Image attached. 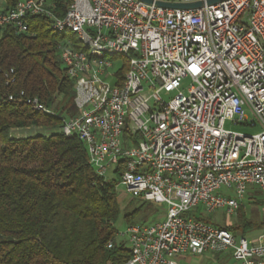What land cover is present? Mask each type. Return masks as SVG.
Masks as SVG:
<instances>
[{"label": "built area", "instance_id": "built-area-1", "mask_svg": "<svg viewBox=\"0 0 264 264\" xmlns=\"http://www.w3.org/2000/svg\"><path fill=\"white\" fill-rule=\"evenodd\" d=\"M208 1L72 0L59 16L53 0H18L0 10V27L26 32L42 16L73 36L58 46L77 108L62 132L83 142L99 176L113 170L116 187L165 207L162 219L129 225L122 264H179L206 252L264 264V229L251 237L202 217L236 215L252 186L264 196V0ZM27 103L53 113L37 98ZM258 124L257 133L227 128Z\"/></svg>", "mask_w": 264, "mask_h": 264}, {"label": "trees", "instance_id": "trees-1", "mask_svg": "<svg viewBox=\"0 0 264 264\" xmlns=\"http://www.w3.org/2000/svg\"><path fill=\"white\" fill-rule=\"evenodd\" d=\"M5 1L10 9L18 0ZM53 1L59 16L72 2ZM28 22L22 33L0 27V264H122L130 251L115 243L122 210L115 183L96 173L77 136L62 132L77 108L58 46L73 36L54 31L42 16ZM35 98L53 113L27 103ZM31 127L56 131L14 135ZM139 211H126L125 220L134 223ZM239 213L224 227L237 234L264 229V219L252 221L244 204Z\"/></svg>", "mask_w": 264, "mask_h": 264}, {"label": "rangeland", "instance_id": "rangeland-1", "mask_svg": "<svg viewBox=\"0 0 264 264\" xmlns=\"http://www.w3.org/2000/svg\"><path fill=\"white\" fill-rule=\"evenodd\" d=\"M117 65L118 63L115 66ZM189 84H190V79L185 78L182 82V88L184 89L185 93H187V87ZM162 94L165 100H169L175 95V92H171V93L163 92ZM247 113L250 119H252L253 116H252L251 111L248 110ZM227 128L237 130V131H242L245 133H257L261 131V126L259 124L253 128L246 126V125H227ZM54 131H56V129L46 128V127H41V128L31 127V128L24 129V130H15L14 135L31 136V135H36V134H51ZM105 179L107 181L116 182V183H118L120 180L119 176L115 174L113 170H110L107 173ZM251 188L258 189L257 186H252ZM116 189H117V194H118V201L121 205L122 210L119 214L117 224H116V227L118 229V234L116 236L115 243L122 242V243H126L127 246H129L127 228L129 227L130 223L125 220V217H124L125 212L133 211L136 208H139L140 211L134 217L133 222L134 223H150L155 220L162 219L164 217L165 207L157 206L151 201L141 200V199L133 197V195L130 194L127 191V188L122 184H119L116 187ZM259 197H260L259 198L260 200H263L264 196L263 194H260ZM256 204L257 202L246 200L245 201V211H246L247 216L250 217L252 221L258 223L264 219V203H259V206L258 204L257 205ZM197 211H199V209ZM239 215L240 213L238 214V211H237L236 215L230 217L226 214L225 209H219L212 214H207L203 212V217L207 219V221L214 223L216 225H220V226H225L226 224H229V223L235 224L237 221V217ZM212 254H210V252H206L202 255L192 256L189 262H184L182 264H239V262L233 259L231 255H230L231 258H228L225 260L223 258L222 259L212 258L211 256Z\"/></svg>", "mask_w": 264, "mask_h": 264}, {"label": "crops", "instance_id": "crops-1", "mask_svg": "<svg viewBox=\"0 0 264 264\" xmlns=\"http://www.w3.org/2000/svg\"><path fill=\"white\" fill-rule=\"evenodd\" d=\"M7 7V3L5 0H0V10H3ZM262 194L261 191L259 189H253L251 188L250 191H249V194L248 196L246 197L245 201L246 200H251L252 202L253 201H257V200H260L259 198V195ZM263 200H264V197H263ZM245 201L243 202V204L245 205ZM258 206H259V203H257ZM256 204V205H257ZM261 230H263L262 228H257V229H253V230H250L249 232H247L246 234L251 236V237H256L260 232ZM212 254V253H210ZM231 253L230 252H223V253H218V254H212V258H219V259H228V258H231L230 257ZM192 256H196V255H192V254H184L182 256H180L179 258V264H182L184 262H189L191 260V257ZM232 256V255H231ZM233 258V257H232ZM234 259V258H233Z\"/></svg>", "mask_w": 264, "mask_h": 264}, {"label": "water", "instance_id": "water-1", "mask_svg": "<svg viewBox=\"0 0 264 264\" xmlns=\"http://www.w3.org/2000/svg\"><path fill=\"white\" fill-rule=\"evenodd\" d=\"M147 3H152L153 0H143ZM221 0H209L208 3H216ZM157 5L164 6V7H171V8H195L199 7L202 3L201 2H194V3H182V2H165V1H157Z\"/></svg>", "mask_w": 264, "mask_h": 264}]
</instances>
